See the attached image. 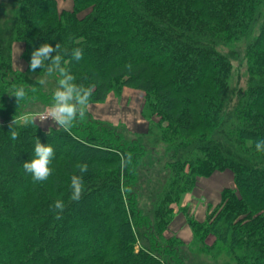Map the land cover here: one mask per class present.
Returning <instances> with one entry per match:
<instances>
[{"label":"trees","instance_id":"trees-1","mask_svg":"<svg viewBox=\"0 0 264 264\" xmlns=\"http://www.w3.org/2000/svg\"><path fill=\"white\" fill-rule=\"evenodd\" d=\"M9 6L13 16L0 26V264H123L124 256L126 264H186L181 246L198 244L233 254L226 264H264V153L255 148L264 139V0H74L72 10H59L57 0H11ZM19 40L25 70L12 65ZM43 43H60L63 66L76 83L93 88L92 102L105 101L120 82L154 96L149 112L161 116L150 115L160 138L164 119L176 125L174 140L165 138L174 174L149 199L151 213L139 201L146 190L142 171L157 147L90 117L67 131L23 123L36 101L53 103L54 92L33 89L37 79L29 70L31 53ZM241 47L244 84L232 65ZM76 48L83 52L79 61L72 58ZM18 87L27 93L19 104L11 96ZM15 116L19 135L12 140ZM36 138L55 152L44 182L23 168L34 158ZM80 141L111 154L79 149ZM129 155L134 165L124 178L121 158ZM84 164L77 202L70 198L71 176ZM224 167L234 170L237 186L225 187L204 220L191 216L195 239L168 236L184 194L200 175ZM56 200L65 204L60 219Z\"/></svg>","mask_w":264,"mask_h":264},{"label":"rangeland","instance_id":"rangeland-1","mask_svg":"<svg viewBox=\"0 0 264 264\" xmlns=\"http://www.w3.org/2000/svg\"><path fill=\"white\" fill-rule=\"evenodd\" d=\"M10 1L11 0H0V3H3V6L0 7V26H3L5 21L10 16H13L11 13V6H9ZM57 4L59 10H72L74 8V0H57ZM91 9L92 7H87L82 10L79 15H84ZM14 54V58L17 59L19 63L22 62L23 59L26 61L21 54V47L18 49L16 48V52ZM19 55H21V57ZM232 65L236 79L239 78L241 82H243L242 84H244L246 63L244 61L242 47L241 52L237 53V55H235L232 59ZM31 73L36 79L38 77L43 78L46 75L42 74L40 76L35 72ZM58 79L59 78L57 77H47V84L44 86L37 83L31 84L33 89L37 90L38 88L41 91L45 90L50 93L54 92L57 88ZM48 82L52 83L54 86L51 87ZM154 99V96H151V93L144 89L129 87L120 82H115L112 85V90L105 101H90V107L85 118L88 119L90 117L91 119L107 123L108 126L112 127L113 130L111 131L122 133L128 139L138 138L141 142L145 143L148 148L153 146L157 147L153 156L151 157L150 155L148 160L149 163H145L144 171H142L144 178L146 177L144 184H142V188L143 190L146 188V190L144 191L145 195L140 198L139 206H141L144 211L149 213H151L150 208L153 203L150 200H152V198H156V196L160 193V189L167 184L168 179L172 178L175 170V167H172L167 163L174 160V150L169 148V144L166 142L165 138H172L171 140H174L173 137L176 135V125L171 123V121L164 119L162 127L167 129V132L164 137L160 138L158 130L159 127H157L150 119V115L154 116H152L154 120L161 118V116L157 114V110L155 108V112H149V109L151 108V104L149 102H153V105ZM46 107L48 106H43L36 101L34 106L36 112L32 114V116H38ZM36 122L47 130L60 128L51 120V118L44 122H40L39 120ZM79 149H84L89 153L100 156H108L111 154V152H103L102 147L95 151L93 150L94 148L92 145H88L81 141ZM112 153L115 154V152ZM132 164L134 165V160H131L130 163L124 166V178H129V169ZM227 185H230L231 187L237 186L234 170L230 167L217 168L210 173L200 175L197 178L194 187L185 193L182 198L181 205H185V207L181 209L178 206L175 207L176 213L171 222L168 224V228L165 233L168 236L173 234L177 235L186 243L195 239L194 228L190 223L191 216L196 213L199 216H207L210 209L215 210L222 201L223 190ZM89 201L94 202L93 198H90ZM140 238L142 239L143 237ZM145 241L148 243L147 240ZM207 241L210 243L214 242V236H209ZM237 245L239 246V244ZM181 247L182 254L186 259V264H226V261L229 258L233 259L234 257L233 254L227 252L217 254L215 253V250L205 249L200 244L193 247H191V245ZM127 260V256H124L121 263L126 264Z\"/></svg>","mask_w":264,"mask_h":264},{"label":"clouds","instance_id":"clouds-1","mask_svg":"<svg viewBox=\"0 0 264 264\" xmlns=\"http://www.w3.org/2000/svg\"><path fill=\"white\" fill-rule=\"evenodd\" d=\"M55 53V55H53ZM83 57L82 49L76 48L72 51V58L79 61ZM65 63L63 54L61 53V45L57 43L53 47L50 43H43L31 53L29 70L35 72L38 68L45 70V77L37 78V83L44 86L47 84V77L58 74L57 88L53 93V103L46 107L38 116L24 117L23 123L36 124V121H47L49 118L60 128L69 130L77 119L83 121L90 107V101L93 93L92 87H85L76 83V77L73 76L63 66ZM131 69V65L127 66ZM27 93L23 87L16 88L11 96L16 97L17 102L25 99ZM20 120L15 116L10 124L11 139H18V132L14 130V126L18 125ZM258 152L264 153V139H258L255 143ZM55 156L54 148L50 144H43L36 138L34 147V158L31 161L23 163L24 170L31 174L34 182H44L52 175L53 169L50 167ZM131 162L129 155L127 160L122 156L121 166ZM80 175L73 174L71 176V200L79 201L84 191L83 175L88 171V166L77 165ZM57 210L56 219H60L59 213H62L65 204L62 200H56L52 206Z\"/></svg>","mask_w":264,"mask_h":264},{"label":"crops","instance_id":"crops-1","mask_svg":"<svg viewBox=\"0 0 264 264\" xmlns=\"http://www.w3.org/2000/svg\"><path fill=\"white\" fill-rule=\"evenodd\" d=\"M19 47H21V54L23 53L24 51V47H25V44L24 42L22 41H17L13 44V47H12V56H13V59H12V62H13V66L16 68V69H19V70H25L26 69V61H24V59L22 60V62H18L17 59L14 58L15 56V52H16V48L18 49ZM21 57V55H19ZM226 187H231L230 185H227ZM196 219L198 220H204L206 216H199L197 213L195 215H193Z\"/></svg>","mask_w":264,"mask_h":264}]
</instances>
